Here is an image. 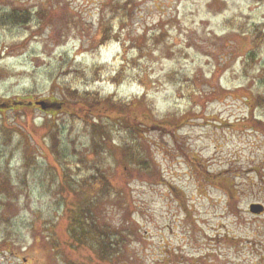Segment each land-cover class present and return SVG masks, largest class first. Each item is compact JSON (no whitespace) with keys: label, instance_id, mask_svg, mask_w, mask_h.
<instances>
[{"label":"rangeland","instance_id":"374dc122","mask_svg":"<svg viewBox=\"0 0 264 264\" xmlns=\"http://www.w3.org/2000/svg\"><path fill=\"white\" fill-rule=\"evenodd\" d=\"M4 101L0 264H264V0H0Z\"/></svg>","mask_w":264,"mask_h":264},{"label":"trees","instance_id":"16d2710c","mask_svg":"<svg viewBox=\"0 0 264 264\" xmlns=\"http://www.w3.org/2000/svg\"><path fill=\"white\" fill-rule=\"evenodd\" d=\"M28 19V16L26 14L18 15L13 14L10 16V20L12 22H25ZM69 95L74 98L75 100H83L86 104H83L80 109V112L83 113L84 121L89 124L90 127H92V130L96 131L97 123L95 124V120L89 119L91 116V113L93 109L96 107L97 104H100L101 100L99 99V92L96 93H90L89 91L85 92L83 95L79 93L78 90H72L69 88L68 90ZM8 101H4V103H0V107L2 110H6L10 107L9 103H6ZM16 105H27L28 103H32V106L36 105L39 101H26L25 100H16ZM41 102H44L41 101ZM46 102V101H45ZM108 102V101H107ZM89 103H92L89 105ZM20 107V106H19ZM6 108V109H4ZM44 112H48L50 116L58 115L60 111L64 109V103L57 101V99L51 100L48 104L45 105V108L39 107ZM10 110V109H9ZM87 117L90 121H87L85 118ZM53 138L56 139V135H53ZM55 147V145H54ZM56 149V147H55ZM74 216L70 219L69 223V241L72 245V248H77V246H82L89 248L92 252H95L99 257L102 259H107L110 254L113 252V247L111 246L112 243L115 244L112 238H109V236L106 233H99V229L97 227H94L93 223H90L89 221L92 220L91 217H88L87 211L83 210L82 208H78V210L73 212ZM84 214V216H82ZM113 245V244H112Z\"/></svg>","mask_w":264,"mask_h":264},{"label":"water","instance_id":"95a60500","mask_svg":"<svg viewBox=\"0 0 264 264\" xmlns=\"http://www.w3.org/2000/svg\"><path fill=\"white\" fill-rule=\"evenodd\" d=\"M31 105V103L29 104ZM36 105L45 108L46 102H37ZM250 211L254 214L261 213L263 211V207L261 205L254 204L250 207Z\"/></svg>","mask_w":264,"mask_h":264}]
</instances>
